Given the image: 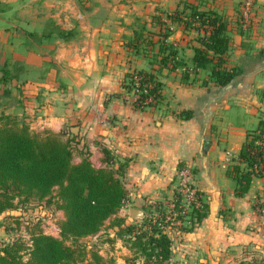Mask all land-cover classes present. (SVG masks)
I'll return each mask as SVG.
<instances>
[{
    "label": "crops",
    "instance_id": "crops-1",
    "mask_svg": "<svg viewBox=\"0 0 264 264\" xmlns=\"http://www.w3.org/2000/svg\"><path fill=\"white\" fill-rule=\"evenodd\" d=\"M181 1L0 0V109L33 133L67 129L97 169L106 168L107 159L115 169L125 165L126 204L96 235L81 240H89L88 259L97 251L105 261L125 264L133 252L117 233L142 221L131 220L128 208L141 210L144 219L156 206L163 209L178 168L189 164L207 214L190 232L167 233L170 262L264 264V176L253 178L248 191L236 196L231 173V159L247 133L264 121V0L257 2L249 37L237 33L240 0L207 4L224 16L232 37L227 68L239 73L228 85H202L203 72L198 83L185 85L182 72L163 71L162 105L144 110L128 104L122 88L128 74L149 70L146 60L123 45L135 19L173 13L182 8ZM54 28L72 31L73 37L60 39L50 34ZM197 34L174 26L169 39L188 63ZM74 127L77 135L71 133ZM81 159L77 153L74 164Z\"/></svg>",
    "mask_w": 264,
    "mask_h": 264
},
{
    "label": "trees",
    "instance_id": "trees-1",
    "mask_svg": "<svg viewBox=\"0 0 264 264\" xmlns=\"http://www.w3.org/2000/svg\"><path fill=\"white\" fill-rule=\"evenodd\" d=\"M208 3L209 0H182V8L173 13L161 12L152 15L149 21L135 19L123 45L133 57L146 60L149 70H137L122 81V88L129 95L134 75L141 78L137 99L132 103L134 109L162 105L164 86L159 76L163 71L182 72L180 81L185 85L198 83L200 72L206 74L202 85L226 86L238 75L236 68H227L232 49L228 23L216 9L207 7ZM174 26L198 33L195 38L198 46L193 47L189 63L169 42ZM237 27V33L247 37L251 25L247 31L240 25ZM50 34L64 40L73 37L72 31L59 28L52 29ZM148 99L153 100L151 105H145ZM263 133L264 121H261L257 129L247 133L238 155L231 159L236 196L248 191L253 178L264 176ZM78 146L79 142L74 141L67 129L57 134L33 133L24 121L0 109V216L13 222L15 228L9 229L19 233L0 239V264H113L97 251H90L88 259L86 245L81 240L96 235L104 222L126 203L125 165L115 169L114 163L107 159L108 166L97 169L84 148L79 150ZM77 153L82 159L74 164ZM36 206L63 214V219L57 222L58 237L45 233L43 218L34 215ZM155 211L161 213V205L156 206ZM206 214L207 207L203 205L200 211L191 213L190 225L180 230L190 232ZM32 218L37 219L36 222ZM117 235L133 252L125 264H172V242L149 218L138 226L120 228Z\"/></svg>",
    "mask_w": 264,
    "mask_h": 264
},
{
    "label": "built area",
    "instance_id": "built-area-1",
    "mask_svg": "<svg viewBox=\"0 0 264 264\" xmlns=\"http://www.w3.org/2000/svg\"><path fill=\"white\" fill-rule=\"evenodd\" d=\"M257 2L258 0H241L238 25H240L243 31H247L253 22L258 5ZM140 79L137 75L133 77L134 85L127 98V102L131 106L137 99V87ZM152 103V99L145 101V105H151ZM261 138L264 139V133L261 135ZM258 145H261L260 141ZM230 158L231 156L228 157V161H230ZM203 205V195L197 186L196 175L192 166L182 164L176 172V186L171 199L164 204L161 213L154 212L149 219L160 231L167 234L173 229L189 226L191 213L193 211H200ZM44 231L46 234L54 237H58L59 235L58 227L53 228L52 232H47L45 229ZM22 237L26 238L24 234Z\"/></svg>",
    "mask_w": 264,
    "mask_h": 264
},
{
    "label": "rangeland",
    "instance_id": "rangeland-1",
    "mask_svg": "<svg viewBox=\"0 0 264 264\" xmlns=\"http://www.w3.org/2000/svg\"><path fill=\"white\" fill-rule=\"evenodd\" d=\"M235 1H239V0H235ZM236 3L239 6L241 5V3H239V2H236ZM252 23H251V26H252ZM251 29L252 28H250V30L246 32L247 37H249V35H250L249 33H250ZM34 215L35 216H39L40 215V217L43 218L42 225H43L44 229L47 232H52L53 231V228L57 227V222L60 221V215H61V213L60 212H55L54 213L52 210H48V209H39V207L36 206ZM35 218H32V221L33 222H36L37 219H35ZM7 228H8V230H10L12 228H15V224L13 222L9 221V220H4V217L3 216H0V239L1 240H4V239H8L10 236L19 235V233L18 232H15V231H11L10 230L9 232H7V230H6ZM81 242L84 245H86L87 243H89V240H87V241H81ZM95 245L98 247L99 246V242H96ZM95 245H94V247H95ZM110 260L112 262H116L117 263V259H112V258L107 259L108 262H110Z\"/></svg>",
    "mask_w": 264,
    "mask_h": 264
},
{
    "label": "water",
    "instance_id": "water-1",
    "mask_svg": "<svg viewBox=\"0 0 264 264\" xmlns=\"http://www.w3.org/2000/svg\"><path fill=\"white\" fill-rule=\"evenodd\" d=\"M78 130L79 129L77 127L71 128V133L74 135H77ZM128 215H129V218L133 221L144 219V213L141 210L133 208V207L128 208Z\"/></svg>",
    "mask_w": 264,
    "mask_h": 264
}]
</instances>
